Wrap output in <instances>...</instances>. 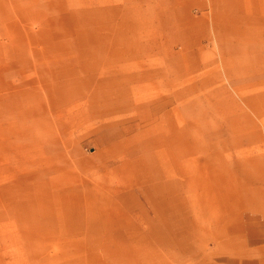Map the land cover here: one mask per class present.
Listing matches in <instances>:
<instances>
[{"label":"rangeland","instance_id":"rangeland-1","mask_svg":"<svg viewBox=\"0 0 264 264\" xmlns=\"http://www.w3.org/2000/svg\"><path fill=\"white\" fill-rule=\"evenodd\" d=\"M0 264H264V0H0Z\"/></svg>","mask_w":264,"mask_h":264}]
</instances>
